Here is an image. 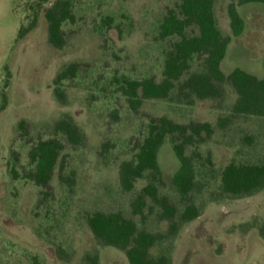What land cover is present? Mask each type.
Instances as JSON below:
<instances>
[{
    "label": "rangeland",
    "instance_id": "374dc122",
    "mask_svg": "<svg viewBox=\"0 0 264 264\" xmlns=\"http://www.w3.org/2000/svg\"><path fill=\"white\" fill-rule=\"evenodd\" d=\"M58 0H0V264H128L125 255L99 244L87 219L94 212L118 213L138 231L161 235L152 258L168 254L171 264H264V188L245 198L220 193V176L229 164H264V118L242 116L225 127L236 100L224 85L222 99L188 103L174 91L169 100H146L132 112L120 91L121 81L161 80L171 40H161L159 25L177 0H72L73 23L61 27L65 46L48 42L44 12ZM238 0H216L215 17L224 36H231L227 7ZM245 29L231 38L221 70L243 69L263 76L264 5L238 6ZM189 31L188 35H195ZM74 78L55 83L69 66ZM195 61L191 71H198ZM176 124L208 123L213 134L197 151L210 163L196 166L195 190L182 200L172 185L179 163L172 142L158 153L159 197L177 211L194 205L200 216L179 225L159 218L149 199L141 215L131 204L148 183L138 180L130 193L121 191L119 165L131 161L150 120ZM67 121L81 138L70 144L55 126ZM22 124L21 127L19 125ZM62 144L50 183L34 185L28 154L40 141Z\"/></svg>",
    "mask_w": 264,
    "mask_h": 264
},
{
    "label": "trees",
    "instance_id": "16d2710c",
    "mask_svg": "<svg viewBox=\"0 0 264 264\" xmlns=\"http://www.w3.org/2000/svg\"><path fill=\"white\" fill-rule=\"evenodd\" d=\"M71 1L58 0L44 12L48 24V42L57 50L65 46L62 25L74 21ZM215 1L177 0L175 7L166 12L159 25L158 36L161 40H171V43L164 55L161 80L156 82L152 78L124 79L120 82V91L132 112H137L146 100H169L174 91L190 104L192 98L199 101L219 100L224 96V85H228L236 100L231 107L229 118L218 120L217 125L220 128H225L237 117L264 118V57L262 77L239 68L228 75L221 70L231 38H239L245 29L237 7L264 5V0H238L237 5H228L231 36H224L218 28L214 12ZM193 30L196 34L188 35V32ZM195 61L200 62L199 70L191 71ZM75 74L76 66H69L56 77V85L74 78ZM21 126L22 124L19 125ZM55 129L64 134L70 144L78 146L81 143V138L71 123L60 121ZM212 134L213 128L208 123L180 125L165 118L148 122L145 136L136 146L133 159L122 162L118 169L119 186L124 193L132 192L138 180L145 176L148 178L147 185L131 204L134 215L142 214L149 199L158 207L159 218L170 222V235L177 233L179 225L188 224L200 216V211L194 205H188L181 213L179 223L173 221L177 214L176 209L169 205L167 198L158 196L154 184L161 183L162 179L158 153L164 142L169 139L179 163L171 182L178 196L186 200L196 187V166L203 161L210 163L208 157L204 160L197 151L189 155L187 151L204 143ZM61 150L62 144L54 139L40 141L30 150L28 158L34 168L28 177L35 186H48ZM263 188L264 164L231 163L221 172L220 193L225 196L250 197ZM87 225L99 244L122 252L128 264H171L168 254H160L156 258L150 256V250L161 241V235L138 231L133 221L124 219L118 213L94 212L88 217ZM88 263L99 264V261L97 257H90Z\"/></svg>",
    "mask_w": 264,
    "mask_h": 264
}]
</instances>
